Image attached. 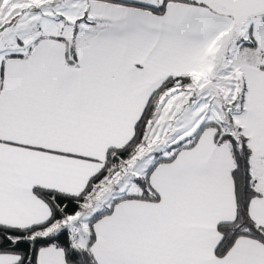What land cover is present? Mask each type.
I'll return each mask as SVG.
<instances>
[{
	"label": "snow or ice",
	"instance_id": "6c2138e0",
	"mask_svg": "<svg viewBox=\"0 0 264 264\" xmlns=\"http://www.w3.org/2000/svg\"><path fill=\"white\" fill-rule=\"evenodd\" d=\"M0 264H264V0H0Z\"/></svg>",
	"mask_w": 264,
	"mask_h": 264
}]
</instances>
